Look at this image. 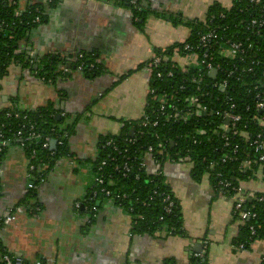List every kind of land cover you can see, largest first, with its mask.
<instances>
[{
  "label": "crops",
  "instance_id": "obj_1",
  "mask_svg": "<svg viewBox=\"0 0 264 264\" xmlns=\"http://www.w3.org/2000/svg\"><path fill=\"white\" fill-rule=\"evenodd\" d=\"M16 1L20 13L38 7L45 16L20 43L22 51L34 58L57 55L69 66L77 54L91 53L102 72L89 78L71 68L64 80L49 84L11 64L0 80V111L11 101L19 111L53 105L68 116V124L75 123L69 156L56 164L31 199L29 161L21 147L6 144L0 157L1 246L27 264H191L195 254H201V264H260L264 238L249 249L235 248L238 225L232 220L231 200L216 195L206 176L195 181L187 163L165 161L160 168L145 160L150 174L160 168L173 192L184 235H133L130 216L110 202H103L91 221L90 214L75 207L95 185L99 139L118 134L124 122L138 120L144 112L148 72L144 67L134 70L154 49L184 42L189 36L185 22L204 21L208 8L218 4L229 9L231 0H141L142 11L159 15L147 14L141 27L129 8L136 0ZM170 15L179 16L181 23L173 25ZM129 71L134 72L118 82ZM241 186L248 194L264 193V174ZM22 201L27 205L19 206ZM34 205L38 207L32 210ZM16 208L21 212L4 224Z\"/></svg>",
  "mask_w": 264,
  "mask_h": 264
},
{
  "label": "trees",
  "instance_id": "obj_2",
  "mask_svg": "<svg viewBox=\"0 0 264 264\" xmlns=\"http://www.w3.org/2000/svg\"><path fill=\"white\" fill-rule=\"evenodd\" d=\"M141 0H136L129 5L137 27H141L147 14L142 11L139 7V2ZM55 2V0H54ZM264 6V3H263ZM16 10L15 6H10L7 0H0V21H5L8 24H15L13 28L12 39H8L4 33H0V80L3 79L7 73V68L11 64L21 65L22 67L28 68L36 78L44 80L42 82L54 84L58 79H65L67 74L63 73V68L69 67L74 69L78 63H84L85 66L92 63L95 59L94 55L91 53H79L82 54L83 58L78 59V54L75 60L67 64L65 59H59L56 56L44 55L38 58H31L27 52L22 51L20 43L28 38L29 33L36 27L40 26L45 16L40 9L41 13L40 23L32 24V20L37 16L34 12V8L30 7L28 10L20 14L19 17H14V12ZM154 16H159L158 14L151 13ZM219 14H223L225 19L218 18ZM264 14V9H263ZM257 15L256 7L247 4L245 1H234L233 5L229 9H225L218 4L212 5L208 8L206 17L204 21L191 20L185 22L183 25L189 30V36L184 43H175L165 49H154L153 53L156 56L162 58L161 66L154 70V73L150 77V86L155 90L154 96L171 95L174 98L179 99L180 104H183L185 98L198 94L195 90L196 85L189 82V79L197 77L199 72L195 68H188L186 72H180V68L173 67L174 64L171 61V55L173 49L178 47L182 50L185 44L191 46L193 50L196 49L198 45V40L201 35L215 30L217 34L224 35L228 38H235L239 36V40L244 39V21H248L251 17ZM214 17L212 22H210L211 17ZM167 20L173 25H178L181 23V18L179 16H168ZM221 29H224L220 32ZM261 30V29H260ZM239 32L238 34H236ZM240 34V35H239ZM261 35H264V28L261 30ZM202 50H195L199 55H201ZM218 46H215L208 51V54L213 58V64H220L225 67L226 70H233V65L238 67L235 75L239 74L241 68L238 61H231L229 59H222L218 54ZM251 58H253L251 56ZM248 62V61H247ZM145 64V63H144ZM144 64L139 65L134 71L141 69ZM157 70L162 73V77H156ZM262 71V68H259ZM85 71V70H84ZM134 71H129L126 74L118 78V82L126 79ZM168 71L173 72L172 77H167L166 73ZM35 72H37L35 74ZM102 67L100 64H96L91 72H83V74L89 78L97 77L101 74ZM257 76L259 74L256 72ZM203 80L206 86L209 82H214L213 78L209 75L204 74ZM222 74H219L217 81L221 80ZM236 77V76H235ZM245 83L250 82L249 78H243ZM243 81V80H242ZM242 81H236L230 79L231 85L235 89L234 93H231L236 102L243 108L244 105L248 104V98L243 94ZM208 82V83H207ZM202 84L201 87H204ZM180 86H184V90H179ZM207 88H209L207 86ZM206 89V88H203ZM215 95H220L218 90L213 91ZM211 102L209 99H203V103L207 104ZM15 102L11 101V104L0 111V133L3 135V140L8 141L10 144L20 146V142L16 140L17 131H21L23 134L27 133L31 126L34 127L35 133L39 135V140L33 139L28 141H22L23 152L29 161V166L32 165L34 169L31 173V180L29 183H38L41 179H46L49 172L56 166V164L63 158L69 156V140L74 135L75 123L68 124V116L63 115V112L59 109H55L53 105H47L40 107L31 111H19L15 107ZM157 100L153 99L152 96L146 98V105L144 107V114L149 115V117L154 120L159 119V124L155 128H140L142 119L135 121L124 122L119 133L116 135H104L99 139L97 149L98 154L93 162V170L97 173V168L100 162L107 160V164L103 166L102 171L98 172V175H103L104 187L106 190L110 191L113 195L107 197L100 193L101 186L95 185L91 192L85 197L81 202V207L78 210L83 211V213L90 214L93 206H97L99 209L103 202H110L114 206L124 210L131 219V233L133 235H149L153 236L157 233H165L167 236L184 235V230L182 228V216L180 206L171 191L168 184L165 182V178L160 170L161 165L166 161V159H172L176 161L181 155L188 154L192 161L191 175L193 179L199 182L203 176L209 175V184L212 188L215 185V173L222 172L226 173L230 170V167L224 165H216L213 170L208 168V164L212 160H216L217 157L213 156L211 151L215 147L219 146L220 141L217 133H213L211 129L217 124L214 119L201 117V119H196L192 123H171L165 122V120L160 118L158 111ZM218 104H213L211 108L216 110ZM242 114L243 121L239 125L240 129L243 128V124L248 125V131L253 135L261 131L255 123L250 121L251 116L254 112L245 113L243 110H239ZM62 113V114H61ZM10 114V117L6 115ZM15 114L18 117H15ZM204 128L206 136L200 139L199 145L188 144L187 151L184 150V134H191L193 127ZM23 127V128H22ZM132 130V135L130 132ZM142 130L143 134L140 135L138 132ZM262 134L264 138V128L262 129ZM181 136V137H180ZM48 137L50 140H55V149H42V143L44 139ZM130 140L134 142L129 143ZM110 142L116 144L118 151H114L112 146L102 148L105 143ZM239 143V140L237 141ZM241 143V142H240ZM239 143V144H240ZM161 144V149L163 150V156H159L156 152L159 150L158 145ZM153 147L154 154L153 159L156 164H159L160 168L156 174H150L144 167H141L145 152L148 147ZM5 148L0 153L3 154ZM126 150V151H125ZM34 152L35 157L32 159V153ZM125 157V159L123 158ZM114 157V161H110V158ZM129 159L128 161L126 159ZM205 158V161L202 159ZM127 161L129 165L132 166L131 173L127 177H123L114 171L113 167L115 165L121 164ZM233 184L238 185L242 182H247L254 179V172H235L234 173ZM97 191V195L93 198L92 193ZM216 194V193H215ZM125 196L124 198L115 197ZM169 195L173 200L174 205L170 213H166L162 209V200L164 196ZM252 197H249L245 202L244 207L250 211H256L258 217L256 219H250L245 221L244 224L238 226L237 235L233 241V245L238 249L240 245L243 246V250L249 249L250 246L257 240L264 238V216L259 212V208L264 207V202H258L257 199L264 197V193H253ZM35 190H28V197L34 198ZM29 204V203H28ZM27 205L25 201L20 202L19 206ZM30 206V205H29ZM28 207V206H27ZM38 207L37 205L32 206V210ZM82 209V210H81ZM160 218H162L160 220ZM93 220V213L90 214V221ZM2 221L0 222V229L2 228ZM253 229L254 233H251ZM9 254L2 246L0 241V258L3 255ZM15 258V257H14ZM20 260V259H19ZM21 261V260H20ZM201 264L200 260L192 259L191 264ZM21 264L23 263L21 261ZM260 264H264V256Z\"/></svg>",
  "mask_w": 264,
  "mask_h": 264
},
{
  "label": "built area",
  "instance_id": "obj_3",
  "mask_svg": "<svg viewBox=\"0 0 264 264\" xmlns=\"http://www.w3.org/2000/svg\"><path fill=\"white\" fill-rule=\"evenodd\" d=\"M53 2L54 0H49ZM235 0H231V6L233 5ZM238 2L245 1L247 4L256 7L257 15L251 17L248 21H244V39L239 40V36L235 38H228L224 35H219L215 30H211L200 36L198 40V45L196 47L197 50H202L201 55H199L193 48L187 44H185L182 50L178 47L173 49L171 55V61L173 62L176 68H180V72H186L188 68H195L199 75L197 77H191L189 82L196 85L195 90L198 94L191 95L183 101V104L178 103L179 99L174 98L169 95L162 96H154L155 90L150 86V77L154 73L155 69L161 66L162 58L156 56L152 53L150 59L144 64V68L148 72V88H147V97L152 96V98L157 100L158 103V111L160 118L165 120V122H173V123H192L196 119H201V117L208 118V122L210 119H214L217 124L214 126L213 133H217L219 137L220 144L219 146L212 149L211 153L213 156H216V160H212L208 164V168L213 170L216 165H224L231 168L228 172L222 173L221 171L215 173V185L214 192L216 195L224 198H228L232 202L231 216L233 222H235L238 226L244 224L245 221L250 219H256L258 217V213L256 211L247 210L244 205L249 197H252L251 194L246 193L241 184L235 185L233 184L234 173L235 172H247L253 171L254 176L261 172L264 174V138L262 134V129L264 128V35H261V30L264 28V14H263V3L264 0H236ZM7 3L10 6H17L16 0H7ZM230 6V7H231ZM35 14L37 16L31 21L32 24L40 23V15L41 11L38 7H33ZM20 13L18 10H15L14 17H19ZM218 18L225 19L223 14H219ZM215 19L213 16L211 17L210 22ZM13 28H15V24H8L5 21H0V33H4L8 39H12ZM261 29V30H260ZM224 29H221L222 32ZM237 32L236 34H238ZM240 35V34H239ZM185 42V41H184ZM180 42V43H184ZM218 46V54L222 59H229L231 61H238L241 65L239 74L235 75V72L238 70L236 65H233V70H226L225 67L220 64H213V58L208 54V51L212 47ZM251 56L253 58H251ZM31 57V56H30ZM31 58H34L31 57ZM82 54H78V59H82ZM179 58L183 60L185 63L180 65L175 62V59ZM248 61V62H247ZM96 64H99L98 59H94L92 63L85 66L84 63H78L74 70L78 72H91ZM262 68V71L259 70ZM85 70V71H84ZM212 70L216 71L215 77L210 76V72ZM70 72V68H63V73L67 74ZM256 72L259 74L257 76ZM37 72H35L36 74ZM207 74L211 78H213L214 82H207L209 88H207L205 81L203 80V75ZM219 74H222L221 80L217 81V77ZM34 75V74H33ZM162 73L157 70L156 77H162ZM167 77H172L173 72L168 71L166 73ZM236 76V77H235ZM243 78H249L250 82L245 83ZM230 79L236 81H242V86L244 88L243 94L248 98V104L244 105L242 108L236 102V98L234 99L230 96L231 93H234L235 89L231 85ZM40 81H44L42 78ZM47 83L50 84V81ZM202 84L204 87H201ZM206 88V89H203ZM179 90H184V86H180ZM214 90H218L220 95H215ZM211 102H207V104L203 103V99H209ZM146 97V98H147ZM213 104H218V108L213 110L211 106ZM146 105V103H145ZM239 110H243L245 113L254 112L251 116L250 121L256 124L261 131L256 134H251L248 131V125L243 124V128L240 129L239 125L244 120L242 114ZM10 117V114L6 115ZM15 117H18L15 114ZM140 128H155L159 124V119L155 118L152 120L149 115L142 114ZM23 128V127H22ZM206 130L204 128L193 127L191 134H184V150L187 151L188 144L190 145H199L200 139H204L206 136ZM140 135L143 134V131L140 130L138 132ZM181 137V136H180ZM16 140L21 141L20 146L23 148L22 141H28L37 139L39 140V135L35 133L34 127L31 126L28 132L23 134L20 130L16 133ZM239 140V143L237 142ZM50 142L51 140L46 137L42 143V149L50 150ZM133 143V140H130L129 143ZM8 141L3 140V135L0 133V153L5 148ZM112 146L114 151H118L116 144H112L110 142L105 143L102 148ZM162 145L159 144V150L156 152L159 156H163L164 152L161 149ZM126 151V150H125ZM154 149L153 147H148L147 151L144 154L143 162L141 167L146 169L145 160L153 158ZM35 157L34 152L32 153V159ZM125 159V157L123 156ZM115 158H110V161H114ZM129 160L128 158L126 159ZM205 161V158L202 159ZM107 161V160H106ZM105 160L100 162L99 167L97 168V173H95V185L101 186L104 184L103 175H98V172L102 171L103 166L107 164ZM127 161H123L121 164L115 165L113 167L114 171L120 174L123 177H127L128 174L131 173L132 166L129 165ZM166 161L175 163H187L192 167V161L188 154L181 155L176 161L172 159H166ZM34 169L32 165L28 166V180H31V171ZM209 175L206 177L209 180ZM45 179H41L38 183L32 184L27 183L28 190H35L38 185L44 182ZM94 185V186H95ZM100 193L110 197L113 195L110 191L106 190L104 187L100 189ZM97 195V191L92 193L93 198ZM118 198H124L125 196ZM258 202H264V197H260L257 199ZM162 209L166 213H170L172 207L174 205L173 200L169 195L164 196L162 200ZM82 204H76V209L82 208ZM98 211L97 206H93L91 212L95 214ZM21 212L20 208H16L10 211V214L6 216L3 220L4 224H8L15 219V214ZM259 212L264 216V207L259 208ZM92 213H90L92 215ZM162 218H160L161 220ZM251 233L254 231L251 229ZM239 250H243V246L240 245L238 247ZM195 259H201V254H195ZM0 264H21V261L18 258L10 257L9 255H3L0 258ZM39 264V263H38Z\"/></svg>",
  "mask_w": 264,
  "mask_h": 264
},
{
  "label": "water",
  "instance_id": "obj_4",
  "mask_svg": "<svg viewBox=\"0 0 264 264\" xmlns=\"http://www.w3.org/2000/svg\"><path fill=\"white\" fill-rule=\"evenodd\" d=\"M215 75H216V71L215 70H212L210 72V76L215 77ZM130 135H132V130L130 132ZM55 144H56L55 140H51V142H50V149L51 150H54L55 149ZM195 264H197V263H195Z\"/></svg>",
  "mask_w": 264,
  "mask_h": 264
},
{
  "label": "flooded vegetation",
  "instance_id": "obj_5",
  "mask_svg": "<svg viewBox=\"0 0 264 264\" xmlns=\"http://www.w3.org/2000/svg\"><path fill=\"white\" fill-rule=\"evenodd\" d=\"M2 155L0 154V157H1Z\"/></svg>",
  "mask_w": 264,
  "mask_h": 264
}]
</instances>
